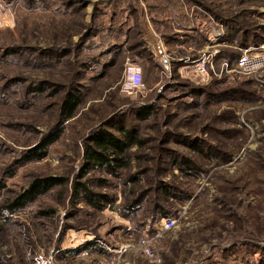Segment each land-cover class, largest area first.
Here are the masks:
<instances>
[{
    "label": "rangeland",
    "instance_id": "1",
    "mask_svg": "<svg viewBox=\"0 0 264 264\" xmlns=\"http://www.w3.org/2000/svg\"><path fill=\"white\" fill-rule=\"evenodd\" d=\"M262 44L264 0H0V264H264V82L236 65ZM131 63L146 89L126 94ZM99 127L142 141L117 176L86 169ZM82 174L110 207L66 193ZM49 176L65 183L5 207Z\"/></svg>",
    "mask_w": 264,
    "mask_h": 264
},
{
    "label": "trees",
    "instance_id": "2",
    "mask_svg": "<svg viewBox=\"0 0 264 264\" xmlns=\"http://www.w3.org/2000/svg\"><path fill=\"white\" fill-rule=\"evenodd\" d=\"M183 19L186 20V16H184ZM155 66L157 68V65ZM66 89H68V91L62 99L58 111L62 122L73 118L83 104V94L80 88L73 87ZM122 133L121 136H118L114 133L103 130L100 127L94 129L91 135L87 138V142L89 144L85 146L84 154L85 157L88 158L89 163L86 165V169L111 172L114 173L115 176L118 175L116 173L117 171L127 169L129 167L128 164L131 156V152H129V150L135 144L140 145L139 143H141L142 145V141L139 142V139L136 138L135 135L131 134L130 129L126 131L123 130ZM53 142L54 139H50V137H48L45 141H41L36 148L37 152L40 153L44 146H49ZM40 155L41 154H36L31 156V158H34L35 156L39 157ZM190 168L193 170L194 167L190 166ZM82 178L83 174L79 177L80 181L76 183L75 186H71L69 188L66 187V193L71 192L72 195L74 193L75 195L82 193V195L86 198V204L98 211L104 210L114 203L115 198L109 195V193L101 194L92 191L86 184V181H82ZM64 183L65 181L63 178L55 176L36 179L31 182L18 197L12 200V202L7 204L5 207L12 213L23 210L26 206L34 204L38 198L46 195L53 188ZM136 207L137 204L135 203L130 204L127 208L132 211L135 210ZM162 212L165 216H167L168 210L166 208H163ZM43 214L48 215V210H44ZM88 248L89 247H87V249Z\"/></svg>",
    "mask_w": 264,
    "mask_h": 264
},
{
    "label": "built area",
    "instance_id": "3",
    "mask_svg": "<svg viewBox=\"0 0 264 264\" xmlns=\"http://www.w3.org/2000/svg\"><path fill=\"white\" fill-rule=\"evenodd\" d=\"M197 62L193 61L192 63ZM212 59L210 54L205 55L201 62L197 64L196 71L201 74H206L208 72L209 66L211 65ZM228 65V64H227ZM237 69L239 73L246 76H253L260 82H264L262 73H264V44L256 48H250L238 59ZM143 68L141 65L136 63H131L127 65L124 78L121 85V91L126 94H134L137 92H142L145 90ZM176 218H167L163 220L161 224V231L167 232L171 230L176 225ZM145 253L154 257V252L151 249V240L144 241Z\"/></svg>",
    "mask_w": 264,
    "mask_h": 264
},
{
    "label": "crops",
    "instance_id": "4",
    "mask_svg": "<svg viewBox=\"0 0 264 264\" xmlns=\"http://www.w3.org/2000/svg\"><path fill=\"white\" fill-rule=\"evenodd\" d=\"M154 48H155V47H154ZM173 228H174V227H173ZM173 228H172V229H173ZM172 229H171V230H172ZM169 231H170V230H167V232H169Z\"/></svg>",
    "mask_w": 264,
    "mask_h": 264
}]
</instances>
